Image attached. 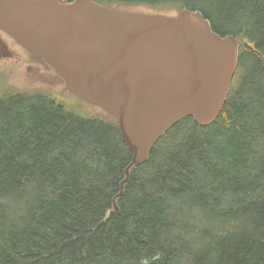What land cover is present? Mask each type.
<instances>
[{
	"label": "trees",
	"instance_id": "16d2710c",
	"mask_svg": "<svg viewBox=\"0 0 264 264\" xmlns=\"http://www.w3.org/2000/svg\"><path fill=\"white\" fill-rule=\"evenodd\" d=\"M94 1L199 11L237 39V75L212 125L180 121L131 169L118 212L132 153L117 121L0 94V264H264V0Z\"/></svg>",
	"mask_w": 264,
	"mask_h": 264
},
{
	"label": "water",
	"instance_id": "95a60500",
	"mask_svg": "<svg viewBox=\"0 0 264 264\" xmlns=\"http://www.w3.org/2000/svg\"><path fill=\"white\" fill-rule=\"evenodd\" d=\"M0 31L43 60L65 92L119 125L131 169L180 121L212 125L239 64V43L199 11L176 15L120 10L94 0H0ZM248 50L255 49L244 43Z\"/></svg>",
	"mask_w": 264,
	"mask_h": 264
},
{
	"label": "rangeland",
	"instance_id": "374dc122",
	"mask_svg": "<svg viewBox=\"0 0 264 264\" xmlns=\"http://www.w3.org/2000/svg\"><path fill=\"white\" fill-rule=\"evenodd\" d=\"M120 10L152 12L143 7ZM177 12L164 14L176 15ZM21 48L17 46V48H14V54H8L5 49L3 50L0 47V94H3V92L9 94L37 90L45 91L55 99L63 102L64 105L70 108L80 109L82 115L91 116L99 112L96 107L92 106L91 108L88 105V108L82 105L77 98L66 93L64 89L65 85L57 76V73L44 61L34 58ZM5 53L6 55H4Z\"/></svg>",
	"mask_w": 264,
	"mask_h": 264
},
{
	"label": "flooded vegetation",
	"instance_id": "af4514ba",
	"mask_svg": "<svg viewBox=\"0 0 264 264\" xmlns=\"http://www.w3.org/2000/svg\"><path fill=\"white\" fill-rule=\"evenodd\" d=\"M17 46L21 48L13 39L0 31V47L3 50L5 49L8 54H14V48H17ZM4 55H6V53Z\"/></svg>",
	"mask_w": 264,
	"mask_h": 264
},
{
	"label": "bare ground",
	"instance_id": "6f19581e",
	"mask_svg": "<svg viewBox=\"0 0 264 264\" xmlns=\"http://www.w3.org/2000/svg\"><path fill=\"white\" fill-rule=\"evenodd\" d=\"M127 178V177H126ZM126 178H125V180H126ZM130 179V178H129ZM123 183V182H122ZM121 186H122V184H121Z\"/></svg>",
	"mask_w": 264,
	"mask_h": 264
}]
</instances>
